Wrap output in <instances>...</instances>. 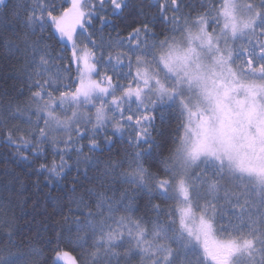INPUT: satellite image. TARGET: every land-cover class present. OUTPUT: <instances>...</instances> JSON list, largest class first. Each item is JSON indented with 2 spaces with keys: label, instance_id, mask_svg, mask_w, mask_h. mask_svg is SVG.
Returning a JSON list of instances; mask_svg holds the SVG:
<instances>
[{
  "label": "snow or ice",
  "instance_id": "obj_1",
  "mask_svg": "<svg viewBox=\"0 0 264 264\" xmlns=\"http://www.w3.org/2000/svg\"><path fill=\"white\" fill-rule=\"evenodd\" d=\"M0 58V142L44 177L2 170L0 264H264V0H0Z\"/></svg>",
  "mask_w": 264,
  "mask_h": 264
},
{
  "label": "trees",
  "instance_id": "obj_2",
  "mask_svg": "<svg viewBox=\"0 0 264 264\" xmlns=\"http://www.w3.org/2000/svg\"><path fill=\"white\" fill-rule=\"evenodd\" d=\"M21 64H22V60L5 61L4 59L0 58V92H3L5 89H10L13 86H14V90L20 89L21 81L13 80V79H8L7 81H5L2 77L5 75H14L15 73L13 72V69L19 68ZM176 122L177 121L173 119L171 121V127H174ZM12 123H15V121H13ZM83 143H87V141L85 140L83 141ZM85 151H87V149H85ZM14 152H15V149L9 148L8 145L0 142V181L9 179V177L4 176L3 171H2L5 167H7L9 170H12L14 174L19 175L20 181H22L25 184L27 191L24 192L23 195L27 197L35 192V186L33 184V181H36L37 179L43 180L44 177L43 176L37 177L34 172L30 176L25 175V172L30 171V169L16 167V165L11 161V154ZM5 157L8 158L7 163L5 162ZM41 162L42 161H36V163H34L31 166L32 169H35ZM76 175H77L76 171L75 169H73V171L70 172L67 178L61 181V183L67 184L70 186L73 182V178L76 177ZM79 179L83 180V177L81 176L79 177ZM17 187L19 188V184H17ZM49 191L50 189H48L47 187H44L41 193H38L35 196H33V199L28 200L27 204L24 205V209L28 213V215L24 216L20 223L23 224L24 221H31L32 232H27V230L25 229V232L27 233V235H32L37 230H40L41 235L43 236H47L49 234L43 231L45 226L50 223L47 220L46 215L43 211L45 207H47L48 210L51 211V208L45 202L44 195H43V193H46ZM51 191L53 194H56L55 189H51ZM34 200L39 201L35 209H33Z\"/></svg>",
  "mask_w": 264,
  "mask_h": 264
}]
</instances>
